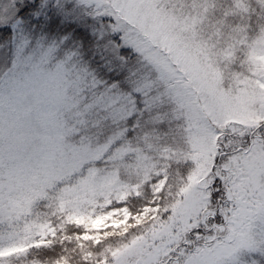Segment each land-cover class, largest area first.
<instances>
[{
	"label": "snow or ice",
	"instance_id": "snow-or-ice-1",
	"mask_svg": "<svg viewBox=\"0 0 264 264\" xmlns=\"http://www.w3.org/2000/svg\"><path fill=\"white\" fill-rule=\"evenodd\" d=\"M0 264H264V0H0Z\"/></svg>",
	"mask_w": 264,
	"mask_h": 264
}]
</instances>
